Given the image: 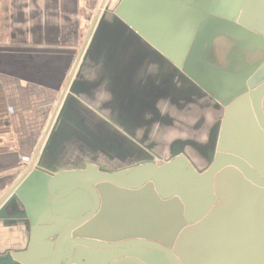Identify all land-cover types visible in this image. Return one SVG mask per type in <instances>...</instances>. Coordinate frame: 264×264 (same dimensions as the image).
<instances>
[{
  "label": "crops",
  "instance_id": "1",
  "mask_svg": "<svg viewBox=\"0 0 264 264\" xmlns=\"http://www.w3.org/2000/svg\"><path fill=\"white\" fill-rule=\"evenodd\" d=\"M8 5L10 37L0 43V85L10 107L9 132L0 135L1 264L44 263L39 249L44 229L37 228L38 241L33 239L36 219L49 218L42 203H52L55 219L69 216L50 197L45 173L90 165L124 173L153 158L177 156L203 170L218 155H230L264 176V124L253 103L264 84V0H8ZM258 100L264 113V91ZM127 105L128 113L113 115ZM126 118L130 129L123 131L138 140L145 157L135 159L125 147L110 150L115 141L107 122L121 125ZM93 154L132 164L112 169L93 162ZM28 179L24 200L13 198ZM37 185L41 199L27 193ZM64 187L57 185V192ZM254 210L247 208L245 217L237 211L233 229L236 245L264 264ZM261 220L264 224V211Z\"/></svg>",
  "mask_w": 264,
  "mask_h": 264
},
{
  "label": "water",
  "instance_id": "2",
  "mask_svg": "<svg viewBox=\"0 0 264 264\" xmlns=\"http://www.w3.org/2000/svg\"><path fill=\"white\" fill-rule=\"evenodd\" d=\"M263 91L264 84L254 92L253 103L260 120L264 124V113L261 111L258 100V95ZM179 162H182L189 171L187 185H182L180 192H178L179 186L175 185L174 191L169 195L165 194L168 187L162 180L161 174H157L158 179L154 175L148 179V169L151 167L146 169L145 176L143 177L141 168L131 170L127 176H122V181L113 179L105 173L98 172L94 166H90L86 170H77L61 175L45 173V178L49 181L47 185H49L48 192L50 193V197L60 203V205H63V208L68 210L69 216L67 219L65 217L55 219V211L52 203L47 202L46 204H41L47 211L44 216L49 218H47L48 221L46 219L44 222L41 221L43 219H41L42 215L36 219V229L33 232V239L35 242L38 241L37 228L40 230L49 229L48 235L44 237L46 241H48L51 235H57L58 237L57 241L55 240L54 243H50L51 245L44 244L46 241L42 240L43 238H39V244L42 246L39 248L40 255L45 260L42 264H147L145 261H141L136 257H123L119 249L125 246V244L116 242L122 239H132V242L135 243L143 242L152 245V242L149 241L150 239L158 240L161 238L164 240L168 232L163 234L162 237L161 235L138 234L130 230L131 227L129 225L126 207L129 208L131 204L124 205L122 215L117 213V210L121 208L123 200H125L122 197L124 192L121 189L139 191L143 196H145V193L149 194V198L153 197L159 203L162 201L159 199L160 196L165 198V200L173 199V202L181 204L183 207L186 206L187 199L190 197L193 199L192 211H196V208H198L199 212L203 211L200 217L193 219L191 222H200L208 215L205 219V222H207L220 211L224 203L223 209L225 210L227 208L226 202L228 200L233 202V206L236 208L233 214H231L229 209H226L225 215L229 219L236 216L237 211L242 212L244 217L247 216V208L250 209L251 205H253L255 207L253 216L255 218L256 230L264 241V233L261 225V213L264 211V176L257 174L242 159L230 155H218L215 163L209 164L203 170L194 167L186 158L180 157V159L174 162L176 171L178 170ZM152 168L154 171L160 173L156 166H152ZM193 171L194 179L192 177ZM126 174L124 173L123 175ZM74 179L78 180L71 182ZM128 180L137 183L139 181L142 182L140 185H133L126 182ZM147 182L155 185V187L152 185L153 188L151 190L153 191L150 193H147V189L143 188ZM28 183L29 179L16 191L13 198H22L24 200L23 192L27 188ZM60 183L66 186L63 192L57 195L56 188ZM205 185L208 186L209 191L205 190L204 193ZM109 187H113L114 191L108 190ZM215 187L220 198L219 203L214 199ZM33 189V191L30 189L27 193L30 194L33 192L36 194V197L41 199V185H37ZM223 190L225 191L224 193ZM225 198L227 200L224 202ZM195 199H198V203ZM208 199H210L209 202ZM217 203V207L210 211L212 205ZM154 207L161 212L162 216L160 217L157 214L158 224L162 226L161 224L164 223L163 230H165L164 228L167 229V224H169L167 217L172 220L171 215L166 211L162 212L157 204ZM147 210H149V207H147ZM132 226L135 227L136 225ZM176 228L178 230L175 224L172 226L171 232L173 233ZM56 229L58 230L57 232ZM123 231H127V233L120 234ZM189 231H193V228L189 229ZM139 238L146 240H138ZM180 240H182V237ZM164 244L169 246L168 243L164 242ZM155 245L173 259V264H181L178 262V258H183L178 253H173L170 249L159 244L155 243ZM49 251L51 252L49 253ZM101 252L102 254L96 255ZM22 258L15 256V259ZM8 260L11 261L13 258L10 256Z\"/></svg>",
  "mask_w": 264,
  "mask_h": 264
},
{
  "label": "flooded vegetation",
  "instance_id": "3",
  "mask_svg": "<svg viewBox=\"0 0 264 264\" xmlns=\"http://www.w3.org/2000/svg\"><path fill=\"white\" fill-rule=\"evenodd\" d=\"M180 157L182 156H177L166 161H145V163H142L143 166L140 165L141 167H139L142 170V177L145 176L146 169L151 167L148 169V179L153 175L156 179H158L157 174H161L162 180L168 187V190L165 191V194H171L174 191L175 185L179 186L178 192H180V187L182 185H187V179L189 176V171L182 162L178 163V170L176 171L174 162L177 159H180ZM186 159L190 162L188 158ZM216 159L217 157L212 161V164L215 163ZM152 166H156L160 173L154 171ZM97 171L105 173L113 179L119 181H122V176H127L129 172L126 171L124 173L127 174L123 175L124 173L122 172L107 173L98 169ZM192 177L194 179V171L192 173ZM126 182L133 185H140L142 181L137 183L128 180ZM149 183L150 182H147V184L143 187L147 189V193L153 191L151 189L153 188L152 185L154 184ZM208 189V186L205 185L204 193L205 190L207 191ZM108 190L114 191V188L109 187ZM121 190L124 192L122 197L125 198V200H123L121 208L117 210V213L122 215L124 205L131 204L129 208L126 207V212L127 216L129 217L128 220L130 226H132L131 215L134 216L135 220H137L136 227H138V229L136 228V230L133 232L138 234H149L152 236H162L168 232L164 240L161 238L158 240L150 239L149 241L152 242V245L143 242L135 243L132 242V239H122L117 241L116 243L125 244V246L119 249V251H121L120 254L123 257H136L141 261H145L147 264H173V259L166 255L159 247H157L155 245L156 243L170 249L173 253H178V255L183 258H178V262L181 264H255L249 249L245 248L246 246L240 247L236 245L238 238L235 230L233 229L234 217L229 219L225 215V212L228 209L231 211V214H233L234 210L236 209L233 206V202H230V200L226 202L227 208H225V210L223 209L224 203L220 211L212 216L207 222H205V219L208 217V215L200 222H191L193 219L200 217L203 211L199 212L198 208H196V211H192L193 199L190 197L187 199L186 206L183 207V205L173 202V199L165 200V198L160 196L159 199L162 201L159 203L157 199L153 197L149 198V194L145 193V196H143L139 193V191ZM224 192L225 191L223 190V193ZM214 199H216L219 203L220 198L218 197L216 187ZM195 200L198 203V199ZM226 200L227 199L225 198L224 202ZM209 201L210 199H208V202ZM218 203L212 205L210 211L215 209ZM156 204L162 212L166 211L172 217V220L171 218L169 219V217H167L169 224H167V229L164 228L165 230H163L164 223L161 224L162 226L158 224V215L160 217L162 216L161 212L154 207ZM147 207H149V210H147ZM175 224L177 225L178 230L176 228V230L172 233L171 228ZM192 228L193 231H189V229ZM122 233H127V231H123L120 234ZM181 237L182 240H180ZM138 240L146 239L139 238ZM164 242L168 243L169 246H166ZM218 246H220V248H218Z\"/></svg>",
  "mask_w": 264,
  "mask_h": 264
},
{
  "label": "rangeland",
  "instance_id": "4",
  "mask_svg": "<svg viewBox=\"0 0 264 264\" xmlns=\"http://www.w3.org/2000/svg\"><path fill=\"white\" fill-rule=\"evenodd\" d=\"M176 65L178 66V67L176 66V68H178L179 70H181V68L179 66H181L182 68H184L183 63H177ZM259 102H260V100H259ZM129 107H130L129 105H127V106H118V107H116L114 109L113 115H116V117H119V114L121 113V111L122 112L124 111L125 113L126 112L128 113ZM123 114H122V117H123ZM127 120L128 119L126 118L125 121H122L121 122V125H116L112 121H110V122L108 121L107 122V124H109L108 127L111 130V136H112L111 140L113 139V141H115V142H110V146H109V144H105V145L109 146L111 151L114 148L120 150L121 148L125 147L126 149L131 150L133 152V154L135 156V159L138 158V154L139 155L143 154L142 156L145 157L147 154L144 155L145 152L142 151V149L140 148V143L138 142V140L136 141L133 137L126 136L125 132L123 131V128H125V127H127L128 129H130L129 128V125L127 124ZM95 147H96V143H95ZM113 156L111 158H109V159H102V158H106V157L103 156V155H95V154H93L91 156V159L93 160V162H99L100 164H103V165H106V166H110V168H112V169L123 168L128 163L129 164H132L131 162L123 163V164H116V159H115L116 157H113ZM149 156L153 157L150 153H149ZM153 159L155 160V158H153ZM90 166H94L95 167L96 165H90ZM98 166H100V165H98ZM76 180H78V179L71 180V182H75ZM58 185H65V184H61L60 183ZM57 195H60V193H58ZM253 220H254L253 221V224L255 226V218H254V216H253ZM261 223H262V220H261ZM48 224H49V222H48ZM263 228H264V224H263ZM48 230L49 229H44L45 236L48 235V233H49ZM57 239H58V237L55 238L56 241H57ZM216 248H217V246H216ZM259 255H260V253H258V256ZM260 257L264 261V252L262 253V255Z\"/></svg>",
  "mask_w": 264,
  "mask_h": 264
},
{
  "label": "trees",
  "instance_id": "5",
  "mask_svg": "<svg viewBox=\"0 0 264 264\" xmlns=\"http://www.w3.org/2000/svg\"><path fill=\"white\" fill-rule=\"evenodd\" d=\"M9 5L8 0H0V43L7 42L10 37L9 30ZM10 116V107L7 102L6 93L2 85H0V135L9 132L6 126V120ZM4 150L0 149V154Z\"/></svg>",
  "mask_w": 264,
  "mask_h": 264
}]
</instances>
